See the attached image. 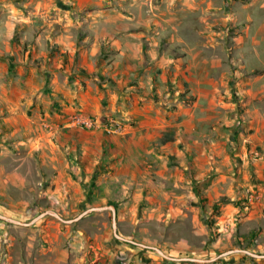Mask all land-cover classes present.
<instances>
[{
  "label": "rangeland",
  "instance_id": "rangeland-1",
  "mask_svg": "<svg viewBox=\"0 0 264 264\" xmlns=\"http://www.w3.org/2000/svg\"><path fill=\"white\" fill-rule=\"evenodd\" d=\"M108 205L172 257L264 253V0H0V213ZM257 259L168 260L109 208L0 220V264Z\"/></svg>",
  "mask_w": 264,
  "mask_h": 264
},
{
  "label": "water",
  "instance_id": "water-1",
  "mask_svg": "<svg viewBox=\"0 0 264 264\" xmlns=\"http://www.w3.org/2000/svg\"><path fill=\"white\" fill-rule=\"evenodd\" d=\"M106 208H109L111 210V212H112V230H113V236L116 239L122 240V241H128L129 243H131L133 245L154 249L162 257H164V258H166L168 260H171V261L211 262V261L215 260L219 256H225V255H228V254H231V253H235V252L245 253V254H247V255H249L251 257H254V258H264V253H257V252L250 251V250L244 249V248L229 249V250L224 251L223 253L219 254L216 258H210V259H202V258H196V257H172V256L167 255L166 253H164L158 247L145 245V244L133 241V240L126 239V238L122 237L121 235H119L116 232V229H117V218H116V209H115L114 205L101 206V207H90V208L85 209L81 213H79L76 217L70 218V219H64L58 212H56V211H54L52 209H47L45 211H42V212L38 213L35 217H33L29 221H22L20 219H16L14 217L5 215L3 213H0V220H2L4 222H7V223H10V224H14V225L31 226L32 224H34L36 221H38L42 217H44L46 215H51V216L59 219L60 221H62L64 223H72V222L78 221L83 216H85L86 214H88V213H90V212H92L94 210H102V209H106Z\"/></svg>",
  "mask_w": 264,
  "mask_h": 264
},
{
  "label": "crops",
  "instance_id": "crops-1",
  "mask_svg": "<svg viewBox=\"0 0 264 264\" xmlns=\"http://www.w3.org/2000/svg\"><path fill=\"white\" fill-rule=\"evenodd\" d=\"M257 144H259V143H257ZM263 217H264V215H263ZM263 237H264V230H262V231L258 234V236L256 237L255 240H258V239H259V240H260V239H264ZM257 238H258V239H257ZM260 243H261V242H260ZM257 244H258V246L261 245V246L263 247V244H262V243L259 244V242H257ZM257 244H256V245H257ZM252 250L256 252V251H258V248L255 247V248H253ZM260 250H261V249H260ZM256 261H257V262H256L257 264H264V261H262V260H260V259H257Z\"/></svg>",
  "mask_w": 264,
  "mask_h": 264
},
{
  "label": "built area",
  "instance_id": "built-area-1",
  "mask_svg": "<svg viewBox=\"0 0 264 264\" xmlns=\"http://www.w3.org/2000/svg\"><path fill=\"white\" fill-rule=\"evenodd\" d=\"M74 120H75L76 122H79V121H80L82 124H86V125H87V124L90 125V123H91L90 120H88V119L85 120V119H83V118H82V119H76V118H75ZM80 122H79V123H80Z\"/></svg>",
  "mask_w": 264,
  "mask_h": 264
},
{
  "label": "trees",
  "instance_id": "trees-1",
  "mask_svg": "<svg viewBox=\"0 0 264 264\" xmlns=\"http://www.w3.org/2000/svg\"><path fill=\"white\" fill-rule=\"evenodd\" d=\"M181 96H182V94H181ZM182 98H183V100L185 99L184 97H182ZM217 206H218V202H214V203L212 204L213 209H214V208H217Z\"/></svg>",
  "mask_w": 264,
  "mask_h": 264
}]
</instances>
